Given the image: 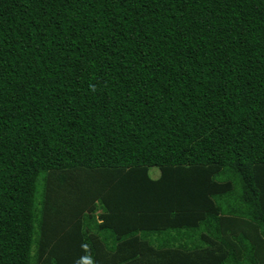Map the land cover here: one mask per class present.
Here are the masks:
<instances>
[{"label":"trees","instance_id":"trees-1","mask_svg":"<svg viewBox=\"0 0 264 264\" xmlns=\"http://www.w3.org/2000/svg\"><path fill=\"white\" fill-rule=\"evenodd\" d=\"M0 264H264V0H0Z\"/></svg>","mask_w":264,"mask_h":264},{"label":"rangeland","instance_id":"rangeland-1","mask_svg":"<svg viewBox=\"0 0 264 264\" xmlns=\"http://www.w3.org/2000/svg\"><path fill=\"white\" fill-rule=\"evenodd\" d=\"M155 171H157V172H158V170H157V169H156V170H155V169H152V172H151V173H152V174H151L152 176H154V175H153V174H154L153 172H155Z\"/></svg>","mask_w":264,"mask_h":264}]
</instances>
